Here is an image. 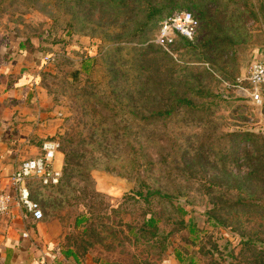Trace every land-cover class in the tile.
<instances>
[{
    "label": "rangeland",
    "instance_id": "rangeland-1",
    "mask_svg": "<svg viewBox=\"0 0 264 264\" xmlns=\"http://www.w3.org/2000/svg\"><path fill=\"white\" fill-rule=\"evenodd\" d=\"M49 1H22L14 11L10 1L0 0V8L5 10L0 12V41L9 34L15 36L22 32L29 36L35 46L48 48L45 53L53 54L54 60L51 64L43 65L39 80L45 90L43 102L46 110L59 119L53 138L62 141L61 135L64 136L67 131L81 133L76 136L75 150L82 155V161L67 175L62 167L61 184L55 187H43L37 182L32 184L35 195L39 194L42 199L40 203L45 218L49 222L59 221L64 228V242L74 244L82 256L109 258L116 264H162L164 258L174 252V248L187 252L188 256L195 254L201 264H264V255L261 262L256 263L252 251L240 243L255 231L260 230L264 234V212L252 214L243 212L242 208L224 206L219 214L225 217L228 226L213 219L208 220L204 214L206 210L215 208L212 196L216 197L221 191L229 195L226 196L230 200L227 204L234 202V198L240 194L264 198L263 182L249 179L250 185L240 188L235 183L250 177L260 161L258 149L264 148V106L251 104L241 88L247 86L244 79L252 62L249 53L252 44L264 46V0H196V3L175 7L193 11L201 22L194 44L183 49V60L189 66L177 72L181 89L184 83L197 84L201 81L206 88L221 94L207 125L197 124L195 120L184 124L183 133L192 136L189 140H183V148L193 152L201 141L216 142L217 153H212L209 143L205 145L206 174L209 179L217 176L226 187L225 191L223 187L211 196L193 187L187 190L189 195L180 197L174 205H168L159 197L152 198L149 210L161 220L162 230L168 233L175 229L170 236L173 245L165 253L160 242L148 237L136 238L129 232V226H141L147 210L143 201H134L137 198L134 190L138 185L127 175L123 129L127 130L125 125L128 128L131 126L118 118L120 127L109 120L102 130L99 120L105 116L109 118L110 113L104 112L98 117L93 112L83 115L84 110L80 108L81 98L78 94L81 89H87L89 81L90 86L101 81V88L109 92L104 69L110 59L104 61L93 75H81L78 82L71 75L80 65L79 55L88 53L97 56L101 49L104 51L111 45L118 32L132 28L138 20H132L129 12L115 14L114 11H118L114 6H118L119 2L94 0L91 4L90 0H82L78 12L88 18H78L81 25L79 32L69 31L66 28L69 23L66 6L62 4L55 9L47 5ZM135 1L126 0L129 7ZM144 1L139 0V6ZM152 1L160 5L168 0ZM103 5L110 6L106 7L107 12H102ZM118 8L126 9L123 4ZM175 8L169 6L162 18ZM200 9L206 12L205 17L200 14ZM53 11L57 12L56 18L52 16ZM159 22L148 27L143 39L125 47L151 48L155 44ZM45 30H50L49 35L43 34ZM136 52L125 49L119 56L128 59ZM169 53L176 57L175 47ZM111 55L116 54L112 52ZM70 117L73 120H68ZM178 128L179 124H176L172 130ZM245 130L255 132L260 145L239 135L234 142L238 149L231 152V148L225 146L227 134ZM198 134L201 139L196 137ZM155 145L157 143L152 146ZM155 160L156 157H153L152 164L148 165L145 178L154 188L175 192L172 184L178 185L179 181L168 180L167 171L159 164L154 165ZM230 184L229 189L227 185ZM177 207L184 208L188 214L182 217ZM182 218L185 222H196L203 230L196 242L189 239L191 234L188 228L178 225ZM201 242L206 248L200 252ZM257 249L264 252V245L258 243Z\"/></svg>",
    "mask_w": 264,
    "mask_h": 264
},
{
    "label": "trees",
    "instance_id": "trees-1",
    "mask_svg": "<svg viewBox=\"0 0 264 264\" xmlns=\"http://www.w3.org/2000/svg\"><path fill=\"white\" fill-rule=\"evenodd\" d=\"M6 1V0H2ZM11 2V6L14 11H17L19 4L23 1L40 2L42 0H8ZM113 2H119L118 6H114L118 12L115 14L131 13L132 20H138L129 29L117 33L112 40L111 45L104 51H100L97 56H90L88 53L79 55L81 57L80 65L71 73L73 80L78 82L81 79V75H93L100 69L101 64L107 61L109 64L105 67V82L109 92H106L101 88V81L96 82L94 86H90L91 81L88 82L87 89H81L78 96L80 100V108L84 110L83 115L94 113V116L98 117L101 113H110V117H104L99 120L100 127L103 130L107 121L111 120L117 127H120L121 121H126L130 128L125 125L126 129H123L124 144L127 153V167L130 179L136 181L138 185L134 190L137 198L135 202L143 201L146 205V211L144 212V220L140 227L129 226L130 233L136 238L148 237L154 242H160L163 253L173 245L170 240V236L174 233V230L166 233L161 228V220L156 217V214L151 210V201L154 197H159L162 201L168 205H174L175 201H178L180 197L189 195L188 189L195 187L199 191H204L210 196L214 191L222 189L225 185L220 181L217 176L209 179L206 174V149L205 145L209 143L212 153H217L216 142H203L194 149L193 152H189L188 148H183V140H189L192 134L185 135L183 133L184 124L195 120L197 124L207 125L210 117L213 116L212 109L218 104L221 98V94L213 92V89L206 88L201 81L197 84L184 83L181 89V82L179 83L177 72L184 66H189L188 62L183 60V49L186 46H192L194 44V37L192 40L184 37H180L175 47V55H171L161 45H151L149 49L137 48V47H125L126 44H130L143 39L148 27L155 26L158 21L160 30L161 22L166 17L164 15L165 10L170 6L175 8L176 6H186L188 3H196V0H168L158 5L152 0H146L139 6V0L135 1L132 7L126 0H109ZM189 1V2H188ZM82 0H50L48 6H52L55 9L64 4L66 12L68 13L69 23L67 27L69 31L79 32L81 26L78 18L83 17L87 19L88 16L82 12H78V5ZM93 4L94 0H90ZM121 3V4H120ZM123 4L126 7L122 10L120 7ZM108 5H103L102 12H107ZM110 7V6H108ZM77 8V10H76ZM120 9V10H119ZM83 10V9H82ZM5 11L0 8V12ZM56 13L53 11V17L56 18ZM202 17L206 16V12L200 9ZM168 16V15H167ZM162 18V20H161ZM77 23V25H76ZM50 30H45L43 34L49 35ZM156 34V36H157ZM17 37L21 39L19 48L21 50H28L30 52H42L45 53L48 48L35 46L33 41L28 35H24L22 32L16 33ZM197 35V34H196ZM155 36V38H156ZM40 37V33L38 34ZM47 37V36H46ZM58 40H54L56 42ZM155 41V40H154ZM149 47V46H147ZM125 49H129L130 52L137 51L131 58L123 59L120 55ZM114 52L116 55L112 56ZM77 54V53H74ZM56 61V60H55ZM67 61L71 62L70 59ZM74 62V61H72ZM51 64V63H50ZM188 69V67H185ZM91 89V90H90ZM216 90V88H215ZM68 120H73L70 117ZM179 124L177 130H172L173 126ZM73 126V124H72ZM148 136H145L146 133ZM81 134L74 131H67L64 136L61 135L62 141L57 138H52L60 144V153L63 154V170L64 173H71L75 169V166L82 161V155L78 154L75 150L76 136ZM239 135L246 136V139L258 143V136L255 132L250 130L238 131L235 134H227L226 147L231 148V152L238 149L234 144L236 138ZM156 137L157 138L156 140ZM197 138L199 137L196 136ZM155 140V142H153ZM153 143L157 145L152 146ZM264 145V144H263ZM154 149V150H153ZM224 149V147H223ZM230 152V153H231ZM260 161L258 162L255 170L251 173L249 178L242 182H235L237 188L243 185H250L249 179L257 182H263L264 186V148H259ZM156 157L154 165L159 164L164 170L167 171L166 178L168 180L177 179L179 184H172V189L175 192L163 191L160 188H154L150 182L145 178L146 171L149 170L148 165L152 164V158ZM225 158V156H224ZM179 161V162H178ZM62 170V175H63ZM175 170V174L173 173ZM126 175V174H123ZM176 175V176H175ZM63 176L60 180L61 184ZM39 183V181H34ZM32 182H30L32 198L39 203L42 199L39 198V194L34 193L32 189ZM41 185V184H40ZM43 186V187H55ZM230 185L227 188L230 189ZM233 188V186H232ZM36 196V197H35ZM229 195L220 192L216 197L212 196V203L215 208L206 210L204 214L208 217V220H215L221 225H227V220L224 216L219 214L224 206L237 209L242 208L243 212H250L252 214H261L264 212V198L255 197L252 195H238L235 197V201L227 204L230 201ZM226 200H224V198ZM132 198V197H130ZM41 204V203H40ZM42 206V205H41ZM175 207V206H172ZM176 210L183 217L187 211L182 207H177ZM45 214V213H44ZM83 221V220H81ZM80 222V221H79ZM178 225L189 229L191 239L196 242L201 237L202 229L194 221H186L182 218ZM203 238H201L202 240ZM200 252L206 248L203 242H201ZM242 246L252 251L257 262H261V258L264 255L263 251L257 249L258 243L264 245V234L262 231H255L253 235H250L248 239L241 240ZM215 248V247H214ZM174 251L178 253L180 259L183 258L187 252L181 249L174 248ZM187 257V256H186ZM190 264H196V257L194 254L189 256ZM250 259V258H249ZM253 262V260H252Z\"/></svg>",
    "mask_w": 264,
    "mask_h": 264
},
{
    "label": "crops",
    "instance_id": "crops-1",
    "mask_svg": "<svg viewBox=\"0 0 264 264\" xmlns=\"http://www.w3.org/2000/svg\"><path fill=\"white\" fill-rule=\"evenodd\" d=\"M20 41L13 34L0 41V193L10 194H14V171L24 160L41 154L43 141L54 137L59 123L43 102L39 71L46 53L21 50ZM252 45L251 64L264 59V46ZM56 167H63L62 153ZM63 238L59 221L35 220L14 204L0 217V264H116L109 258L82 256ZM171 253L162 264H190L187 254L182 260L176 251ZM195 257L196 264H201Z\"/></svg>",
    "mask_w": 264,
    "mask_h": 264
},
{
    "label": "built area",
    "instance_id": "built-area-1",
    "mask_svg": "<svg viewBox=\"0 0 264 264\" xmlns=\"http://www.w3.org/2000/svg\"><path fill=\"white\" fill-rule=\"evenodd\" d=\"M200 26V19L193 11L175 8L162 20L155 42L171 52L180 37L192 40ZM53 60V54H46L43 57V65ZM244 80L247 86L241 88L249 102L255 106H264V59L251 64ZM59 154V142L45 139L41 146V154L26 159L19 165L11 176L14 194L0 193V217L10 212L14 204L35 220H42L45 217L41 204L32 198L30 182L36 180L43 186L58 185L62 178V168L56 167Z\"/></svg>",
    "mask_w": 264,
    "mask_h": 264
}]
</instances>
